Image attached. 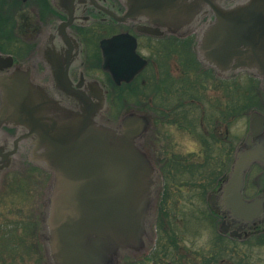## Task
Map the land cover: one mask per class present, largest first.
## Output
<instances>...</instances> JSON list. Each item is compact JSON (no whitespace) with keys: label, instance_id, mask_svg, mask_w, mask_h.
<instances>
[{"label":"water","instance_id":"water-1","mask_svg":"<svg viewBox=\"0 0 264 264\" xmlns=\"http://www.w3.org/2000/svg\"><path fill=\"white\" fill-rule=\"evenodd\" d=\"M125 1L124 17H150L176 32L195 29L209 14L198 32L200 59L224 76L247 71L260 77L264 89V0ZM121 38L101 42L103 67L118 82L144 65L133 45H109ZM13 65L11 56L0 54V128L18 129L12 146L0 140V183L25 141L28 159L50 172L39 217L48 264H120L124 255L144 253L154 240L160 192L158 169L143 143L150 116L129 110L113 122L104 114L106 91L97 80L75 86L60 67L56 85L44 86L33 81L30 67ZM62 93L72 100L62 102L56 96ZM257 161L264 163V113L252 110L221 196L210 200L248 225L264 211L263 196L242 195L246 173Z\"/></svg>","mask_w":264,"mask_h":264},{"label":"flooded vegetation","instance_id":"flooded-vegetation-1","mask_svg":"<svg viewBox=\"0 0 264 264\" xmlns=\"http://www.w3.org/2000/svg\"><path fill=\"white\" fill-rule=\"evenodd\" d=\"M0 6V41L10 42L12 47L11 51L0 49V54L11 56L13 66L30 67L34 82L56 85V70L67 68L68 79L75 86L82 79L97 80L102 85L108 103L105 115L109 116L110 105L121 100L129 103L137 98L140 103L152 106L146 110L154 131L152 137L150 130L147 132L143 143L154 155L152 159L160 175V197L155 208L153 246L140 255L138 262L264 264V211L248 225L238 217H230L227 211L213 208L210 203L214 197L215 200L220 198L221 186L241 143L238 122L242 111L239 97V101L236 100L230 91L239 89L235 79L241 72L221 75L199 57L198 32L200 26L212 18L209 14L201 18L195 29L186 27L176 32L152 23L150 17H124L128 9L125 0H0ZM117 35L122 38L111 42V47L133 45L138 58L144 61L130 80L119 83L109 69L103 68L101 48L102 40ZM24 49L26 56L20 57L17 50ZM193 56L201 65H193ZM193 66L204 72L202 87L192 84ZM207 68L213 72V80L208 81ZM252 77L264 91L261 78ZM231 78L233 82L223 81ZM209 82L210 88L224 87L226 97L221 96L214 104L208 101L205 92ZM198 87L201 88L199 93ZM56 96L62 97L64 103L72 100L65 93ZM256 110L264 113V108ZM171 117L180 129L195 138L199 150L177 154V158L166 156L167 152L161 149L163 142L158 125L160 120ZM231 127L234 134L230 133ZM17 131L15 127L3 125L0 140L12 146L11 140ZM29 153L28 144L20 142L12 164L29 162L38 167L29 161ZM242 195L245 199L264 197V163H252ZM182 197H186L188 210L180 207ZM187 213L197 217L196 226L192 225L191 217L188 220L187 226L190 223L194 227L190 233L202 228L209 234V240L203 242L201 248L184 240L186 230L181 223ZM42 260V264H48L45 256Z\"/></svg>","mask_w":264,"mask_h":264},{"label":"rangeland","instance_id":"rangeland-1","mask_svg":"<svg viewBox=\"0 0 264 264\" xmlns=\"http://www.w3.org/2000/svg\"><path fill=\"white\" fill-rule=\"evenodd\" d=\"M6 6H8V3ZM6 16L8 17V13ZM0 43V49L4 51L12 50L10 42L0 41ZM17 53L20 57H25V53L27 52L26 49H24L23 51L17 50ZM193 62L194 66L201 65V63L195 60L194 56ZM194 66L191 80L192 84L202 87L201 84L205 81L204 72L199 70L198 66L196 68H194ZM207 71L208 73L205 74H207L208 81L209 79L213 80V72L208 68ZM235 80L239 83L240 92L238 93L239 89L237 90V87L235 89H230L233 93L232 96H235L234 98L236 100H238V96L241 103H247L249 105V108L246 107L242 109V116L238 122V133L240 137L243 138L248 127V112L252 108H264V95L261 93L257 80L251 75L240 73ZM223 81L233 82V78L230 80L224 79ZM223 88L220 90L210 88L209 82L207 91L205 92L208 101L212 100L214 104L219 101L221 96L226 97L224 91H222ZM198 89L199 93L201 88L198 87ZM253 90L257 91V93ZM147 107L152 106L140 103L137 98L130 100L129 103H123L121 100L120 102H115L110 105L111 109L108 117L109 120L117 122L126 111L134 110L148 113L146 110ZM176 122L173 121L171 117L166 120H160L158 125L160 138L163 142L161 149L163 152H167L166 156H175L177 158V154H189V152L199 150V143L195 138L180 129ZM233 127H231L230 130L231 134H234ZM153 131L154 124L152 122V127L149 132L151 137ZM47 180L48 174L43 170L35 167L29 162L28 164L21 162L20 164L13 165L2 181L0 187V264H42L44 255L41 253V248L39 246L40 237L37 235V218L41 209V202L43 200L44 190L47 186ZM248 181L251 182V178H249ZM159 197L160 196H158V199ZM186 202V197H182L180 207L183 206V208L188 210L189 207ZM196 204L197 201L193 203V206H196ZM190 217L192 219H190L192 225H197V222H195V218L197 217L188 213L182 216L183 221L181 224L183 229L186 230L184 240L194 244L197 248H201L202 243L209 240L207 239L209 234L204 232L202 228L198 229L195 233H190V230L194 228L190 223L189 227L187 226ZM139 257L140 255H130L128 258L124 259L122 264H142L138 262ZM149 264L153 263L149 262Z\"/></svg>","mask_w":264,"mask_h":264},{"label":"trees","instance_id":"trees-1","mask_svg":"<svg viewBox=\"0 0 264 264\" xmlns=\"http://www.w3.org/2000/svg\"><path fill=\"white\" fill-rule=\"evenodd\" d=\"M255 90H256V88H255ZM255 90H253L255 93H257V91H255ZM252 91V92H253ZM249 99L251 100V98L249 97ZM245 103V102H244ZM249 108V105L247 104V103H245V104H243V103H241V111H242V109H245V108ZM37 226H39V219L37 218Z\"/></svg>","mask_w":264,"mask_h":264}]
</instances>
